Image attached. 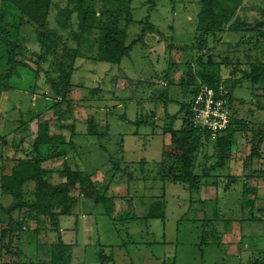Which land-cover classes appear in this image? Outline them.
I'll return each instance as SVG.
<instances>
[{"label": "rangeland", "instance_id": "rangeland-1", "mask_svg": "<svg viewBox=\"0 0 264 264\" xmlns=\"http://www.w3.org/2000/svg\"><path fill=\"white\" fill-rule=\"evenodd\" d=\"M56 1L63 8L68 3L67 0ZM124 1L128 0H95L102 21L108 22L118 9L116 3ZM3 9L6 11L3 36L12 40L13 34L14 38L26 40L27 62L42 76L37 84L47 89L43 77L46 78L48 72L52 77L58 75L54 53H45L47 57L43 59L41 52L47 49L41 48L36 26L19 25V12L5 8L0 0V15ZM199 10L200 0H131V9L124 10L118 18L128 32L127 44L138 40L148 23L156 30H147L141 41L133 43L130 54L120 64L94 61L90 57L96 55L98 45L81 46L84 56L76 59L75 70L76 67L78 70L72 82L87 88L80 102L91 100L92 105L98 107L90 115L99 122H109L110 134L99 138L79 134L75 140L79 155H74L73 151L64 161H44L42 167L51 170L46 175L51 184L59 183L50 176L53 170L59 172L60 182L65 181L62 176L65 164L93 175L100 195L115 198L113 214L106 212L103 203L96 206L93 199L78 198L72 213L62 211V207L55 209L60 216L59 227L47 216L39 223H24L25 210L12 215L7 213L6 208L13 198L0 194V264H49L52 246L59 239L69 246V264H248L259 257L258 249L264 251V223L257 222L248 230L244 229L242 233L247 236L242 238L241 245H236L241 232L238 223L250 216V209L243 211L242 207L249 208L250 200L255 205L264 204L259 198L264 194V178H256L255 191L243 195L244 177L250 172L264 173V84L256 86L248 81L230 88L232 114L234 112L240 122L233 128L237 130L234 142L226 153L221 152L217 139L195 137L193 142L197 148L190 177L202 178L198 188L193 180H162L165 178L162 173L170 174L169 178L171 174L179 175L185 180L183 173L178 174L179 165L171 172L168 163L160 164L161 169L158 165L163 157L164 128L171 118L176 117V129L192 128L183 124L181 105L190 98L184 91L203 82L207 74L214 79L228 81L230 78L228 83L233 85V80L243 75L244 64L264 61V0H243L233 18V22L240 19L241 30L228 32L226 27L209 37V46L200 53L196 36ZM58 12L59 9H55L50 16V26L59 34L58 47L77 46L70 31H63L56 23ZM73 24L72 32L77 29L76 22ZM8 25L13 27H10L12 34L7 32ZM98 35L99 28H95L88 37L97 40ZM5 47L7 52L9 47ZM237 63H241L243 69L235 70ZM166 73L169 80L165 78ZM26 82L19 87L24 89L22 85ZM71 89L67 99L73 97L75 89ZM77 90L74 97L78 100ZM97 90L98 96L93 95ZM165 92L167 99L159 98ZM48 94L50 103L52 98L61 102L51 91ZM8 96L7 105L11 109L17 101L25 112L32 100V95L23 90H13ZM69 101H64L63 108L69 107ZM70 109L85 116L83 107L71 105ZM11 114L15 117L18 111L15 109ZM56 126L57 123L55 130ZM15 127L16 123L8 125L7 131ZM98 132L102 134L101 126ZM23 147L32 148L31 145ZM55 150L47 148L45 153L50 156ZM1 151L12 156L10 146L0 144ZM24 151L15 154L23 155ZM111 158L116 161H110ZM127 188L129 196L125 195ZM25 191L28 200L36 198L34 184L27 185ZM152 204H160L156 209L162 215L146 219ZM212 219L216 221H206ZM233 223L235 229L231 227ZM8 224H12L11 230L7 237L2 236ZM215 230L224 233L223 236L218 238ZM257 264H264V255H260Z\"/></svg>", "mask_w": 264, "mask_h": 264}, {"label": "trees", "instance_id": "trees-1", "mask_svg": "<svg viewBox=\"0 0 264 264\" xmlns=\"http://www.w3.org/2000/svg\"><path fill=\"white\" fill-rule=\"evenodd\" d=\"M67 1L68 3L65 8H63L56 0H2L5 8H15V10L19 12V25L36 26L37 37L42 44L41 48L45 46L47 49L46 52H41V57L46 59L47 55L45 53H54L58 75L52 77L47 71L49 75H47L46 79L50 91L61 100V102H56V106H63L65 104L64 101L68 100L67 96L72 85L71 79L75 71L76 59L84 56L81 51V46L83 44L89 43L93 46L95 44L98 45L96 55L90 57L92 60L120 64L122 59L130 54L133 48V43L141 41L147 30H156V27H154L152 23H148V26L140 33L138 37L139 39L135 40L132 44H127L128 32L121 26V20L118 18H120V15L123 14L124 10L129 11L131 9V0L116 3L118 9L108 22L107 20L106 22H103V18H100L101 13H98L96 10L95 0ZM242 1L243 0H200V10L196 23V36L199 38L197 49H200L199 53L206 46H209V37L215 36L226 27H228V32H238L241 30L242 24L240 19H236L233 22V18L236 16ZM55 9H59L58 15L55 19L56 23L60 25V28L63 31H70V35L74 36L77 46L58 47L57 40L59 34L56 29L50 26V16L53 15ZM1 14L0 43L9 47L7 53L9 69L4 74V78L10 79L12 76H18L19 67H29L39 74L38 69L27 62L28 59L25 55L26 50L24 46L26 40L24 38L20 39L15 35V38L12 37L13 34L11 33V28L13 27L10 25L6 28H8L7 32L12 34L11 38L13 39L9 40V38L6 39V37L3 36V20L6 11L3 9ZM127 17L129 20L131 19L130 14H128ZM75 18L77 29L72 32L70 29L73 28ZM95 28H99L97 40L89 39L88 36ZM262 34H264V31ZM215 40L217 41L218 39ZM56 47H58V49L55 51ZM25 57L26 59H24ZM237 64L238 65L234 67L235 70H239V67L243 69L241 63ZM244 66H246V68L242 70L243 75L238 79L233 80V85L228 83L230 78L227 79L228 81L220 78L214 79L212 78V75L210 76L207 74L203 77V82L184 91V93L190 96V98L187 102H184L181 105V109L184 111L183 124L190 127V104L199 87L203 84L215 88L220 85H225L229 90V100L231 105L232 97L230 88L232 89L234 86H238L248 81L256 86L264 84V61H248ZM165 78L169 80L168 73L165 74ZM192 84L193 82H191V84L189 83V86ZM159 98L167 99L166 92L161 93ZM174 120L175 119L172 118V121L164 128L162 148L163 157L158 165L161 169L162 166L160 164L164 165L165 163H168L170 165V172L177 170L176 165H179L180 168L178 169V174L181 175L183 173L185 180L179 175L173 176L172 174V177L169 178L170 174L165 176L166 174L164 173H162V177L165 178H162V180L179 179L180 182H189L190 180H193L197 185L196 188H198V184L202 178L197 176L190 177L193 153L197 148L196 143L193 141L196 136H202L207 139H210V137L206 132H201L195 128H190L188 130L185 129L186 131L184 129H176L174 127ZM239 122L240 119L238 120L236 114L233 112L230 128L216 140L222 153H226L228 147L233 144L234 135L237 131H234L233 128L235 125L237 126ZM59 128L63 129L65 126L60 123ZM64 139L65 138L61 134L53 133L51 122L46 121L39 127L38 135L32 143V150H25L23 155H12L9 157L11 159L8 158V161L5 162L6 164H3L0 171L3 194L10 195L13 198V202L6 208L7 213L12 215L16 211L21 213V211L25 210L27 216L23 220L24 223H30L31 221L39 223L42 217L47 216L51 219V222L55 227H59L60 216L55 209L57 207H62V211L64 210L66 213H72L73 205L78 201V198H84L86 200L93 199L96 206L103 203L106 212L109 213V215L113 214L115 198L104 194L100 195L97 186L93 182L94 176L88 172L73 170L68 165H65V168L62 171V176H65L64 182L51 184L47 180L46 175L48 171L42 167V163L46 157L44 155L42 156L40 151L41 147L48 144H55L56 146L59 144H65ZM5 141L4 137L0 138V143L2 145L6 144ZM258 177L264 178V173L250 172L244 177L243 195H248L255 191V188H253L255 185L253 183L254 180H258L256 179ZM29 184H34V194L36 195L34 200H28L25 195V187ZM248 203L253 209L255 203L251 200L248 201ZM158 205L152 204L149 206L148 215L145 217L146 219H157L161 217L162 213L156 209ZM2 210H5V208ZM250 220H252V218ZM206 221L214 222L216 220L212 219ZM11 225L12 224H8V228L3 230L2 236H8V233L11 230ZM216 234L219 238L223 236L224 233L217 230ZM68 251L69 246L62 239H59L58 243L52 246V257L49 264H69ZM258 253L259 257L254 258V261L249 262L248 264H257V259H260V255H264V251Z\"/></svg>", "mask_w": 264, "mask_h": 264}, {"label": "crops", "instance_id": "crops-1", "mask_svg": "<svg viewBox=\"0 0 264 264\" xmlns=\"http://www.w3.org/2000/svg\"><path fill=\"white\" fill-rule=\"evenodd\" d=\"M7 53L8 51L6 52L5 45L4 44L0 45V131L9 130L8 125L12 126L14 123H16V127L11 132L7 131L5 134H0V138L2 137L5 138L6 140L5 145L11 147L12 155H15L16 152L22 149L26 150L28 148V147L27 148L23 147V145L32 146L34 139L38 135L39 127L46 121L51 122L52 130L54 129V124L55 125L56 123L58 124V126H56L57 129L56 130L54 129L55 131H53V133L61 134L65 138L64 139L65 144H59L58 146H56L55 144L43 145L40 151L42 153V156L44 155L46 157L44 161H61V160L64 161V157L68 158L69 153H73V151H75L74 155L75 154L79 155L77 153V150L79 148H77V143L75 141L79 134H80V137L82 134L84 136H93V137L97 136L98 138L103 135L108 136L110 134V123L109 122H106L104 120H102V122H99L97 121V118H95L93 115H90L92 111L98 107L92 105L93 102L91 100L86 101L87 103H83V104L80 102V100H82L81 99L82 93L86 91L87 89V88H84L83 84H81L80 86L78 84H74L71 79L72 89L71 88L70 89L71 90L75 89V90H73V97H71V99H68L70 100L68 102L69 107L63 108V106H60V105L56 106L55 99L52 98V102L51 103L49 102L50 96L48 94V91L50 92V89H49L47 79L43 77V84H46L48 87L47 89H43L41 86L37 84V81L40 80L42 76L36 73L35 71H33L31 68L19 67L18 76L16 77L12 76L10 79L4 78V74L9 69V62H8V58L6 57ZM77 70H78V67H76V70L74 71L73 75L76 73ZM73 75H72V78H73ZM15 79L19 80V82H15ZM24 81H27V82L26 84L22 85V87L24 88L22 89L19 87V85H21L20 83H24ZM77 89H79V95L76 96V97H79L78 100L74 97V93H77L78 91ZM13 90H23L24 92L32 95L30 106L26 108V112L23 110L22 104L17 101L16 103L13 102L15 106V108L13 109H11V107L7 105L9 104L8 101L10 99L8 96V92H11ZM94 92H93L94 93L93 95L98 96V90ZM71 105L81 107V108L83 107L86 111L85 116L83 114L74 113L70 109ZM15 109L18 111V114L15 117H13L11 113ZM172 118H174V116ZM172 118H171V121H172ZM50 119L52 120L54 119V120L50 121ZM60 123H62L65 126V128L60 129L59 128ZM136 123L138 124V122ZM35 124L37 125V127H34ZM78 125H81L82 128L79 129ZM99 126H101L102 134L98 132ZM19 136L21 137L24 136V137L20 138ZM78 144H80L79 141H78ZM47 148L57 149V150H55L56 152L54 154L51 153L50 156H47L45 153ZM27 150L30 151L32 150V148L27 149ZM9 157L11 156L4 155L2 151L0 152V171H1V167L3 166V163L8 161ZM110 161H116V160H113L111 158ZM47 171H48V174L51 173V170L47 169ZM52 173L53 174H50V176L59 180V183H61L60 181L62 180H61L59 172L53 170ZM104 177L106 176L104 175ZM253 188H256V187L254 186ZM128 192L129 190L127 188V191L125 194L126 196H128L129 194ZM0 194L4 195L1 182H0ZM259 196H260L259 198H261V202H263L264 194L259 195ZM12 202L13 201H11V203ZM245 209H250V216L244 219L242 222L238 223L239 229H241V232H240L238 244L236 245H239V243L241 245L242 238L244 236H247L243 234L244 232L242 233L244 229L248 230L250 226L256 224L257 222L261 224L264 223V215H263L264 214V204H257L253 207V209H252V206H249V208L242 207L243 211H245ZM254 211L256 212L254 213ZM250 217L252 218V220H250L251 219ZM258 218L260 220H258ZM236 224L235 223L232 224L231 226L232 229H235ZM257 251L261 252V249H258Z\"/></svg>", "mask_w": 264, "mask_h": 264}, {"label": "built area", "instance_id": "built-area-1", "mask_svg": "<svg viewBox=\"0 0 264 264\" xmlns=\"http://www.w3.org/2000/svg\"><path fill=\"white\" fill-rule=\"evenodd\" d=\"M190 126L206 132L213 140L230 128L232 109L225 85L215 88L201 85L193 97L189 112Z\"/></svg>", "mask_w": 264, "mask_h": 264}]
</instances>
